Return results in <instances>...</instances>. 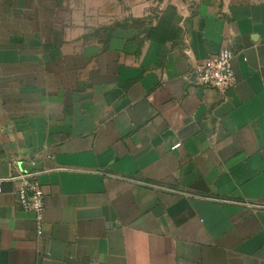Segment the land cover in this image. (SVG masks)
Wrapping results in <instances>:
<instances>
[{
	"label": "crops",
	"instance_id": "1",
	"mask_svg": "<svg viewBox=\"0 0 264 264\" xmlns=\"http://www.w3.org/2000/svg\"><path fill=\"white\" fill-rule=\"evenodd\" d=\"M157 5L0 0V264H264V0Z\"/></svg>",
	"mask_w": 264,
	"mask_h": 264
},
{
	"label": "built area",
	"instance_id": "2",
	"mask_svg": "<svg viewBox=\"0 0 264 264\" xmlns=\"http://www.w3.org/2000/svg\"><path fill=\"white\" fill-rule=\"evenodd\" d=\"M235 53L229 47H223L214 56L206 59L195 70L196 81L204 87L227 90L236 84V73L233 65ZM180 146L177 144L175 147ZM4 181L18 184L17 198L20 207L35 215L37 234L44 232L46 202L45 190L39 181L36 170L25 172L16 170L7 178H0V185Z\"/></svg>",
	"mask_w": 264,
	"mask_h": 264
},
{
	"label": "rangeland",
	"instance_id": "3",
	"mask_svg": "<svg viewBox=\"0 0 264 264\" xmlns=\"http://www.w3.org/2000/svg\"><path fill=\"white\" fill-rule=\"evenodd\" d=\"M132 1H136V0H130V2H132ZM148 1H150L151 3H153V4H155L156 3V6L158 7V5L157 4H159V2L163 5L164 3H165V1H167V0H148ZM151 17L152 16H150L149 18H147V20H146V22H142V20H134V25L135 26H140V28H141V26L144 24V25H146V26H148L149 25V22H148V19H151Z\"/></svg>",
	"mask_w": 264,
	"mask_h": 264
},
{
	"label": "water",
	"instance_id": "4",
	"mask_svg": "<svg viewBox=\"0 0 264 264\" xmlns=\"http://www.w3.org/2000/svg\"><path fill=\"white\" fill-rule=\"evenodd\" d=\"M20 167L22 171L30 172V171L39 169L40 166H38V164H30L27 162H21Z\"/></svg>",
	"mask_w": 264,
	"mask_h": 264
}]
</instances>
